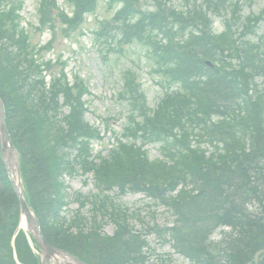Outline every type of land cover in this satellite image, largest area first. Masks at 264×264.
Instances as JSON below:
<instances>
[{"label": "trees", "instance_id": "1", "mask_svg": "<svg viewBox=\"0 0 264 264\" xmlns=\"http://www.w3.org/2000/svg\"><path fill=\"white\" fill-rule=\"evenodd\" d=\"M71 2L74 18L62 15L60 21L75 28L98 0ZM185 4L186 11L157 4L156 13L128 26L132 38L153 45L159 68L181 87L166 94L155 111L147 108L136 82L124 94L131 111L125 138L160 144L165 160L151 162L142 147L120 143L96 164L92 141L100 135L84 120L86 87L78 81L70 87L61 71L47 88L43 73L54 66L35 59L28 35L19 27L17 7L0 0V97L21 157L27 200L47 242L90 264L147 263L143 233L129 227L128 211L106 195L114 189L143 192L169 207L175 224L165 232L175 251L192 264H223L225 259L227 264H264V199L259 200L261 209L248 207L247 190L252 189L240 192L248 187L264 195V95L257 85L264 76V37L255 40L264 16L241 20L235 5L225 31L215 35L210 15L229 9L228 1ZM129 8L135 12L131 3ZM52 23L47 12L43 24ZM207 61L215 68L207 67ZM78 167L94 173L103 194L92 202L90 219L80 213L63 216L68 206L64 177ZM19 213L0 155V264H16L12 240ZM97 213L115 222L113 236L103 232ZM225 226L228 230L220 229ZM212 230H222L219 241L210 239ZM258 233L257 252L241 255L247 242L239 243L240 237L247 241ZM16 250L22 264H38L23 232Z\"/></svg>", "mask_w": 264, "mask_h": 264}, {"label": "rangeland", "instance_id": "2", "mask_svg": "<svg viewBox=\"0 0 264 264\" xmlns=\"http://www.w3.org/2000/svg\"><path fill=\"white\" fill-rule=\"evenodd\" d=\"M236 0H231L234 3ZM240 1L242 10L241 15L248 16L251 13H258L264 7V0H237ZM40 0H14L8 5H17L22 7V28L27 30L31 36V43L34 46H42L46 44L51 33H41L34 30L38 26L37 9ZM172 6L181 7V0H169ZM59 7L71 14L72 8L67 0H58ZM119 5V4H118ZM116 5V6H118ZM141 11H152L154 9L152 0H140L138 3ZM233 5V4H232ZM120 7V6H119ZM115 8V7H113ZM107 2L101 1L97 10L87 16L86 22L79 31L72 34V38L67 40L59 35L54 49L50 53L33 54L37 60L44 61L48 59H62L67 61L66 71L72 82L75 75L83 78L89 86L90 94L85 96L88 112L86 120L93 127L99 129L104 135V142L96 141L94 143V155H106L107 148L114 142V136L120 135L125 122V111L118 102V93L123 83V74L127 69L134 70L143 90L146 94L148 104L154 108L163 95V89L158 84L162 79L159 75L151 73L152 65L148 58V52L145 47L139 44L130 46H121L118 40L113 47L116 52L110 53L106 57L105 49H101V45L95 40L94 32L99 27V22L110 20L113 11ZM214 30L216 33L223 31L222 18L218 17L214 20ZM83 32V34H82ZM260 35L264 33V22L261 23L259 29ZM121 50V53L119 52ZM50 80V77H47ZM260 91L264 94V78L257 81ZM67 109H63L66 112ZM108 123H110V132H108ZM151 160L161 158L159 147L156 145H148L146 147ZM67 185L70 188V194L73 198L77 194L89 197L95 191L93 180L88 177L74 175L66 178ZM118 203L130 209L133 216L130 218V226L136 230L146 233L153 226L164 229L170 227L174 223L172 213L164 206L158 204L152 198L142 193L128 192L126 195L120 196L118 192L112 194ZM79 204L71 201L67 216L77 211ZM90 207L84 209L86 215L89 214ZM99 214L98 218L104 225V232L113 235L116 226L115 223L106 215ZM98 220V221H99ZM142 220V221H140ZM147 234V233H146ZM147 244L149 259L147 264H191L187 259L175 253L170 244L163 242V238L155 233H149L147 236ZM218 236L212 237L214 241L218 240ZM163 260V262H162Z\"/></svg>", "mask_w": 264, "mask_h": 264}, {"label": "water", "instance_id": "3", "mask_svg": "<svg viewBox=\"0 0 264 264\" xmlns=\"http://www.w3.org/2000/svg\"><path fill=\"white\" fill-rule=\"evenodd\" d=\"M0 136L2 141L3 160L5 162L7 172L11 178L14 188L16 189L21 201V215H22L21 225L23 228H25L33 235L34 239L40 245L43 252L42 264H51V262H53L54 260L56 261V259L58 258H62L64 261H67L70 264H86L67 252L55 249L45 241L41 233L40 225L24 199V193L21 184L17 182V177L21 179V170H20L16 150L11 142L7 130V126L5 123V112L1 99H0ZM23 221H25L26 223L25 226L23 225Z\"/></svg>", "mask_w": 264, "mask_h": 264}, {"label": "bare ground", "instance_id": "4", "mask_svg": "<svg viewBox=\"0 0 264 264\" xmlns=\"http://www.w3.org/2000/svg\"><path fill=\"white\" fill-rule=\"evenodd\" d=\"M244 176H248V173H245ZM262 178H264V172L262 173V175L260 176ZM18 182L20 183L19 179H17ZM249 181V180H248ZM241 191L240 192H244V190L246 189H252V190H247L248 194H247V201H249L247 203L248 207L250 206H253L255 205V207L258 209V207L261 209L262 208V204L259 202L260 199H264V195L260 196L261 194L263 193H260L259 191H257L255 188H248V187H242L240 188ZM237 192V191H236ZM230 212V210H229ZM219 229V228H218ZM222 230H227L228 227L225 226V227H222L220 228ZM217 230V229H216ZM222 230H218V231H215V230H212L211 231V235L212 237L216 236V234L218 235ZM235 234V232H234ZM236 235V234H235ZM212 237L210 238L212 241H214V239H212ZM261 235L259 236V233L258 234H255V235H252L247 241L241 236L240 237V241L239 243H244L247 242V245H245V248L243 249V252L241 253V255H244V256H251L253 253H256L257 252V248L260 246V242H261ZM239 239V238H238ZM216 242V241H215ZM227 261L228 259H225V262H223V264H227Z\"/></svg>", "mask_w": 264, "mask_h": 264}]
</instances>
